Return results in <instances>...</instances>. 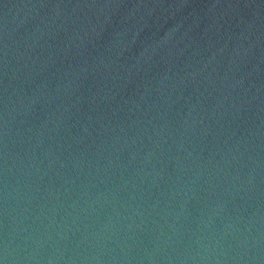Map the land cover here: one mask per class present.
Wrapping results in <instances>:
<instances>
[{
	"label": "water",
	"instance_id": "95a60500",
	"mask_svg": "<svg viewBox=\"0 0 264 264\" xmlns=\"http://www.w3.org/2000/svg\"><path fill=\"white\" fill-rule=\"evenodd\" d=\"M0 264H264V0H0Z\"/></svg>",
	"mask_w": 264,
	"mask_h": 264
}]
</instances>
